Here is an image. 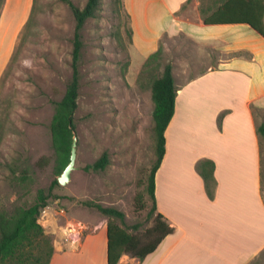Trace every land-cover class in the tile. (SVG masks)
Here are the masks:
<instances>
[{
  "label": "rangeland",
  "instance_id": "1",
  "mask_svg": "<svg viewBox=\"0 0 264 264\" xmlns=\"http://www.w3.org/2000/svg\"><path fill=\"white\" fill-rule=\"evenodd\" d=\"M72 1L80 8L87 3ZM216 1L191 0L182 13L198 20L204 16L201 10ZM3 3L0 0V13ZM33 6L22 29L23 11L6 33L0 31V69L18 36L0 77V209L13 213L28 207L44 190L48 201L65 208L69 219L87 226L85 234L108 220L97 207L85 204L89 201L123 211L124 221H115L148 243L157 235L150 230L156 212L151 214L146 190L157 158L153 81L168 63L177 85L218 68L232 55L223 52L220 40L206 44L184 33L163 35L158 49L147 55L150 41L142 36L133 43L131 16L123 0H102L82 31L76 168L67 184H55L61 174L50 124L72 77L76 18L64 0H34ZM253 110L258 125L264 122V109ZM262 142L264 197V137ZM106 151L110 164L105 170L85 169ZM48 235L54 244V235ZM251 264H264V251Z\"/></svg>",
  "mask_w": 264,
  "mask_h": 264
},
{
  "label": "crops",
  "instance_id": "2",
  "mask_svg": "<svg viewBox=\"0 0 264 264\" xmlns=\"http://www.w3.org/2000/svg\"><path fill=\"white\" fill-rule=\"evenodd\" d=\"M190 2L123 0L133 43L142 36L150 41L147 55L163 35L184 33L206 44L220 40L232 56L177 84L156 174V214L174 230L145 258L123 254L117 264H251L264 251L263 142L253 110L264 109V36L248 23L206 24L214 8L192 20L182 13ZM33 4L4 0L0 31L6 33L23 11L22 29ZM206 159L215 164L213 196L197 170ZM50 264H108V220L93 225L78 248L55 246Z\"/></svg>",
  "mask_w": 264,
  "mask_h": 264
},
{
  "label": "trees",
  "instance_id": "3",
  "mask_svg": "<svg viewBox=\"0 0 264 264\" xmlns=\"http://www.w3.org/2000/svg\"><path fill=\"white\" fill-rule=\"evenodd\" d=\"M71 6L75 18L76 29L72 51V77L61 100L56 102L50 128L53 147L57 155V171L61 174L71 157L73 131L76 128L75 113L79 106L81 71L80 61L83 54V28L86 21L97 15L102 0H87L84 8L78 7L72 0H64ZM190 1V0H189ZM216 9L213 17H204L206 24L248 23L264 36V0H219L207 9ZM34 9V6H33ZM154 109V132L156 138L157 158L147 180L146 190L152 200L151 214L157 210L156 174L165 155V131L174 115L178 92L172 64L165 66L161 76L152 84ZM261 137H264V122L257 126ZM110 164V156L106 151L94 163L88 164L86 170L103 171ZM214 169L211 160H202L197 165L198 172L206 182L208 193L214 195ZM55 184H58L56 179ZM144 200V195L141 196ZM48 194L40 190L36 202L28 207L20 208L13 213L0 209V264H50L54 253L52 236L45 233L38 223L41 208L49 203ZM86 205L97 207L108 216V264H117L123 254H130L140 259L153 252L163 238L172 233L174 228L162 214H156L151 233L155 238L143 244L137 234L115 221L125 219V213L115 207L103 206L99 203L86 202ZM143 206L146 202L143 201Z\"/></svg>",
  "mask_w": 264,
  "mask_h": 264
},
{
  "label": "built area",
  "instance_id": "4",
  "mask_svg": "<svg viewBox=\"0 0 264 264\" xmlns=\"http://www.w3.org/2000/svg\"><path fill=\"white\" fill-rule=\"evenodd\" d=\"M38 223L46 234L54 235V246L61 249L78 248L87 230L85 224L69 219L65 208L54 202L41 208Z\"/></svg>",
  "mask_w": 264,
  "mask_h": 264
},
{
  "label": "water",
  "instance_id": "5",
  "mask_svg": "<svg viewBox=\"0 0 264 264\" xmlns=\"http://www.w3.org/2000/svg\"><path fill=\"white\" fill-rule=\"evenodd\" d=\"M77 144H78V136L76 131H73V141H72V149H71V157L68 165L58 177V182L62 185L67 184L72 176V171L76 168V157H77Z\"/></svg>",
  "mask_w": 264,
  "mask_h": 264
}]
</instances>
